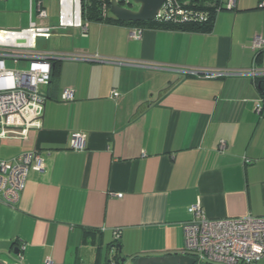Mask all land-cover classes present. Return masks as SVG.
Returning a JSON list of instances; mask_svg holds the SVG:
<instances>
[{"label": "crops", "instance_id": "crops-1", "mask_svg": "<svg viewBox=\"0 0 264 264\" xmlns=\"http://www.w3.org/2000/svg\"><path fill=\"white\" fill-rule=\"evenodd\" d=\"M231 1L209 31L81 18L84 33L59 24L61 11L74 14V0H0V29L49 28L36 38V52L98 59H57L41 128L0 144V159L36 150L44 162L29 172L15 206L0 205L1 261L107 264L118 245L127 259L180 253L188 207L197 200L209 218L264 216L259 78L203 79L150 67L264 68V46H251L255 36L264 39V0ZM37 2L46 17L38 16ZM135 27L139 39L130 37ZM65 89L73 92L67 102ZM75 132L85 137L82 150L70 147Z\"/></svg>", "mask_w": 264, "mask_h": 264}, {"label": "built area", "instance_id": "built-area-1", "mask_svg": "<svg viewBox=\"0 0 264 264\" xmlns=\"http://www.w3.org/2000/svg\"><path fill=\"white\" fill-rule=\"evenodd\" d=\"M74 1L76 7L74 14L61 11L58 17L59 24L78 25L85 33V23L88 21H84V24L81 22V0ZM118 1L121 4L130 2V0ZM223 7L232 8L233 2L230 0ZM221 8L216 7L214 15ZM37 9L40 18L46 17V11L42 9L40 2H37ZM207 14V11L186 8L179 0H164L155 19L174 23L200 22L206 19ZM7 32L13 36H5V40H0V144L8 140L25 141L31 130L41 128L43 108L47 98L46 88L50 82L53 61L62 58L98 60L95 59L96 56L83 54L64 56L56 52H36V38L49 34V28L46 26L31 23L26 30ZM130 37L139 39L141 29L133 28ZM16 38H25L26 42L17 43ZM251 46L262 48L264 39L255 36ZM6 59L27 60L29 62L27 70H8L5 67ZM104 61L129 66H147L137 60L105 59ZM150 67L203 79L242 74L264 79V68L257 67L248 70L175 67L162 64H154ZM117 96V91L111 92V97ZM61 99L65 102L72 100V90L65 89ZM254 111L260 115L263 113L262 99L256 101ZM84 139L82 133H73L70 147L82 150L85 147ZM224 149L225 143L221 142L219 150ZM43 168V158L36 150L24 151L9 159H0V205L15 206L25 188L29 172L41 171ZM112 195L122 196L121 193ZM188 212L191 218L182 226L183 247L180 253L194 257L195 264H256L264 257V216L247 214L240 217L209 218L205 215L199 200L188 207ZM115 236H118L117 231ZM110 253L108 264H117L116 254ZM45 264L54 263L47 260Z\"/></svg>", "mask_w": 264, "mask_h": 264}, {"label": "trees", "instance_id": "trees-1", "mask_svg": "<svg viewBox=\"0 0 264 264\" xmlns=\"http://www.w3.org/2000/svg\"><path fill=\"white\" fill-rule=\"evenodd\" d=\"M184 7L193 8L197 10L207 11V17L203 21L197 22H186V23H174L170 21H159L154 19L152 21L146 22H123L115 18L110 13V0H81V18L85 21H98V22H110L115 21L121 24H135V25H149L156 28H165V29H174V30H184L191 32L199 31H209L214 22V13L216 7H223L219 0H179ZM56 61L51 64V78L48 85H50L52 78L54 76ZM259 87L262 88L264 85V79L259 78L258 80ZM263 91V90H262ZM47 94V91H46ZM264 96V92H263ZM263 101V112H264V97ZM119 250V245L117 246V251ZM117 253V252H116Z\"/></svg>", "mask_w": 264, "mask_h": 264}, {"label": "water", "instance_id": "water-1", "mask_svg": "<svg viewBox=\"0 0 264 264\" xmlns=\"http://www.w3.org/2000/svg\"><path fill=\"white\" fill-rule=\"evenodd\" d=\"M164 0H130L129 4H135L136 9L123 6L118 0H110V13L123 22H146L155 19V16ZM7 31L0 29V34L12 37ZM17 43H25V38H16ZM14 253L18 254L17 250ZM108 252L107 264L110 262ZM117 264H195V258L186 254L173 253L155 256H138L127 259L121 255L120 248L115 255ZM0 264H5L0 260Z\"/></svg>", "mask_w": 264, "mask_h": 264}, {"label": "rangeland", "instance_id": "rangeland-1", "mask_svg": "<svg viewBox=\"0 0 264 264\" xmlns=\"http://www.w3.org/2000/svg\"><path fill=\"white\" fill-rule=\"evenodd\" d=\"M123 6L128 7V8H132V9H136L137 6L135 4H129V3H122ZM36 44L38 45V48L40 47L41 44V40L40 39H36ZM28 61L27 60H9L6 59L5 61V67L8 70H13V71H22V70H27L28 67ZM5 147L0 145V157L3 156Z\"/></svg>", "mask_w": 264, "mask_h": 264}, {"label": "bare ground", "instance_id": "bare-ground-1", "mask_svg": "<svg viewBox=\"0 0 264 264\" xmlns=\"http://www.w3.org/2000/svg\"><path fill=\"white\" fill-rule=\"evenodd\" d=\"M0 36H1V37H5V35H3V34H0ZM11 36H12V35H11Z\"/></svg>", "mask_w": 264, "mask_h": 264}]
</instances>
